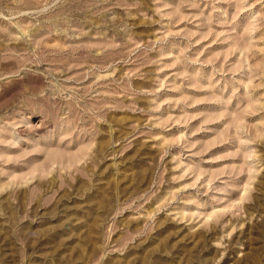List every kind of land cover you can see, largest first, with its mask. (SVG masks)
<instances>
[{
  "label": "rangeland",
  "instance_id": "obj_1",
  "mask_svg": "<svg viewBox=\"0 0 264 264\" xmlns=\"http://www.w3.org/2000/svg\"><path fill=\"white\" fill-rule=\"evenodd\" d=\"M0 264H264V0H0Z\"/></svg>",
  "mask_w": 264,
  "mask_h": 264
}]
</instances>
